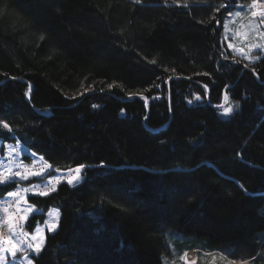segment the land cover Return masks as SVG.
<instances>
[{
  "label": "trees",
  "instance_id": "obj_1",
  "mask_svg": "<svg viewBox=\"0 0 264 264\" xmlns=\"http://www.w3.org/2000/svg\"><path fill=\"white\" fill-rule=\"evenodd\" d=\"M252 1L0 0V139L86 166L28 197L59 211L34 264H163L170 235L264 264V54L222 40Z\"/></svg>",
  "mask_w": 264,
  "mask_h": 264
},
{
  "label": "rangeland",
  "instance_id": "obj_2",
  "mask_svg": "<svg viewBox=\"0 0 264 264\" xmlns=\"http://www.w3.org/2000/svg\"><path fill=\"white\" fill-rule=\"evenodd\" d=\"M261 21H264V12L254 8L252 2L237 5L223 22L222 40L227 49L247 62L264 54V23ZM75 168H70L71 172L70 169H53L19 141L0 139V186L14 184L0 196V264H34L35 247L40 244L42 248L46 234L57 230L59 211L50 207L42 212L30 204L28 197L45 196L41 193L48 195L61 183L70 187L79 184L83 175L78 183H67L76 175ZM38 213L43 214L42 222L27 231V220ZM54 224L56 229L49 231ZM175 239L177 237L173 235L167 239L168 254L162 257L163 264H251L241 259L232 260L221 251H206L199 247L179 251Z\"/></svg>",
  "mask_w": 264,
  "mask_h": 264
},
{
  "label": "snow or ice",
  "instance_id": "obj_3",
  "mask_svg": "<svg viewBox=\"0 0 264 264\" xmlns=\"http://www.w3.org/2000/svg\"><path fill=\"white\" fill-rule=\"evenodd\" d=\"M253 15H256V13L253 12ZM261 22L264 23V21H261ZM256 58L259 59V57H256ZM253 71H255V70H253ZM110 87L111 86H109V88ZM205 87H207V86H205ZM31 89H32V86L29 85V92L31 91ZM101 91H103V89H101ZM25 95H28V93H25ZM144 99H145V106L147 107V98H144ZM154 99H160V97H154ZM197 99L199 100L200 97H197ZM189 103H191V101H189ZM93 107L95 108L96 105H93ZM231 112H232V108L230 106L229 107H225L224 111H223V115H229ZM0 125H2L4 129H9V125L7 123L3 122V121H0ZM82 170L86 171V166L84 164H80L78 167L75 168L76 175L75 176H71L67 183L69 185H72L74 181L78 183L79 180L82 178V175H83ZM69 171L71 172L72 170L70 169ZM11 194L12 193H10V195ZM41 195H46V194L45 193H41ZM55 229H56V225L54 224L52 226V228L49 229V231H54ZM35 250L37 251V253H39L40 250H41V245L37 244L36 247H35ZM12 254L15 255V251H13ZM29 264H31V262H29Z\"/></svg>",
  "mask_w": 264,
  "mask_h": 264
},
{
  "label": "built area",
  "instance_id": "obj_4",
  "mask_svg": "<svg viewBox=\"0 0 264 264\" xmlns=\"http://www.w3.org/2000/svg\"><path fill=\"white\" fill-rule=\"evenodd\" d=\"M252 4L254 8L264 12V0H253Z\"/></svg>",
  "mask_w": 264,
  "mask_h": 264
}]
</instances>
